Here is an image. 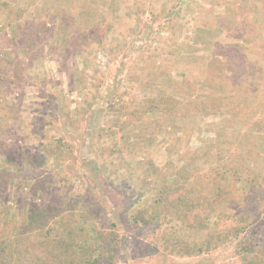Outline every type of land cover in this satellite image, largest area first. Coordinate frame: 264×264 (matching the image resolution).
I'll return each instance as SVG.
<instances>
[{
    "label": "rangeland",
    "instance_id": "374dc122",
    "mask_svg": "<svg viewBox=\"0 0 264 264\" xmlns=\"http://www.w3.org/2000/svg\"><path fill=\"white\" fill-rule=\"evenodd\" d=\"M0 198V237L49 203L116 264H264V0H0Z\"/></svg>",
    "mask_w": 264,
    "mask_h": 264
},
{
    "label": "trees",
    "instance_id": "16d2710c",
    "mask_svg": "<svg viewBox=\"0 0 264 264\" xmlns=\"http://www.w3.org/2000/svg\"><path fill=\"white\" fill-rule=\"evenodd\" d=\"M93 207H89L91 213ZM0 210L9 212V205L1 198ZM99 222V216L76 208L32 203L23 227L0 237V264H116L121 249L107 228L98 227ZM213 234L203 244H212ZM197 246L185 250L201 251Z\"/></svg>",
    "mask_w": 264,
    "mask_h": 264
}]
</instances>
